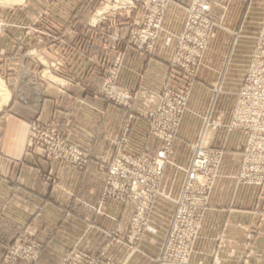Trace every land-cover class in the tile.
Masks as SVG:
<instances>
[{
	"label": "crops",
	"instance_id": "0c3cea01",
	"mask_svg": "<svg viewBox=\"0 0 264 264\" xmlns=\"http://www.w3.org/2000/svg\"><path fill=\"white\" fill-rule=\"evenodd\" d=\"M41 1V13L53 21L49 22L52 29H47L57 27L54 40L65 56L61 53L64 77L83 81L65 87L61 93L50 83L39 82L35 76L39 73L19 55L1 63L4 75L19 83L10 86L14 95L10 99L8 92L10 104L0 113V264L8 247L21 236L31 237L40 246L36 264H60L72 251L103 255L115 264H157L175 213L174 201L180 196L185 169L193 157V145L200 139L205 145L223 149L224 159L190 264H264V188L237 181L246 136L227 128L257 40L256 30L263 23L264 0H234V9L225 12L224 19L215 12L220 8L214 9L213 19L221 27L199 69L205 77L195 82L190 94L160 186L162 194L154 203L148 230L137 248L122 240L128 235L132 210L104 198L103 180L108 163L119 152L157 153L161 149V143L148 131L146 116L166 80L178 74L171 63L192 1L173 0L164 31L151 52L140 51L125 41L132 27L128 17L120 24L109 19L96 21L100 0ZM33 2L32 7L37 8L35 3L40 0ZM232 11L238 12L235 27L249 29L241 33L240 45L250 47L240 56L232 54V36H227L231 34ZM72 15L74 22L68 20ZM134 16L139 19L140 14ZM45 25L32 23L30 28ZM225 36L227 40L222 41ZM120 40L124 43L119 44ZM218 50L219 54L214 53ZM117 58L122 60L118 85L136 94L137 102L129 111L92 94V85L102 83ZM236 58H242L243 66L236 65ZM209 62L215 64L209 66ZM28 75L34 80L25 81ZM228 77L238 78L234 86ZM178 79L171 82L178 84ZM36 119L66 133L68 141L87 155V165L78 168L30 153L29 124ZM205 119L220 122L222 128L207 129L203 134Z\"/></svg>",
	"mask_w": 264,
	"mask_h": 264
},
{
	"label": "built area",
	"instance_id": "2783aa9c",
	"mask_svg": "<svg viewBox=\"0 0 264 264\" xmlns=\"http://www.w3.org/2000/svg\"><path fill=\"white\" fill-rule=\"evenodd\" d=\"M173 0H120L116 10H137L139 19L131 27L130 44L140 51L152 48L164 30L166 12ZM222 0H194L186 15L182 32L177 36V53L171 66L176 73L169 78H181L184 74L187 83L196 74L214 36L216 23L212 10ZM115 9V6H114ZM148 12V13H146ZM107 11H101L103 16ZM146 47L147 45H149ZM190 69V70H189ZM115 70L110 71L107 81V98L117 103L131 104L136 99L131 91L120 87ZM115 80V82L113 81ZM186 86V85H185ZM189 88L165 86L154 108L147 117L150 135L166 149L157 153L143 151L138 154L119 152L112 159L105 173L103 196L134 209L127 223L128 235L123 237L136 248L142 242L149 213L160 193V186L170 154L178 136L188 105ZM44 122V121H43ZM40 119L30 125L28 151L42 153L54 160H77L82 167L87 156L80 149L68 143L62 132L50 123ZM220 122L205 119L204 133L207 129L219 130ZM230 131L245 134L243 162L238 174V182L253 187L264 188V25L256 40L250 57L244 84L239 90L235 107L227 124ZM39 152V153H38ZM194 158L185 170L186 178L182 193L176 199V210L172 217L157 264H189L203 230L210 208V199L220 176L224 150L207 146L200 139L193 146ZM76 162V161H75ZM41 248L28 236L16 239L7 249L2 264H12L17 258L31 264L39 258ZM60 264H115L104 259L103 255L94 256L80 251L65 255Z\"/></svg>",
	"mask_w": 264,
	"mask_h": 264
},
{
	"label": "rangeland",
	"instance_id": "374dc122",
	"mask_svg": "<svg viewBox=\"0 0 264 264\" xmlns=\"http://www.w3.org/2000/svg\"><path fill=\"white\" fill-rule=\"evenodd\" d=\"M33 1L34 0H0V11H1L0 12V84H1V86H0V99L1 100L3 99V97L6 96V94L8 92L10 93V99H11L14 94L12 93V87H10V86L11 85L17 86L18 83H19V82H15V80H13V79H9L11 77H6L4 75V72H2V64L1 63H3L4 60H6L8 58L15 57V56H18V55L20 56V58H22L25 61L24 64H26L31 70H35V71H37L39 73V76L35 75V76H37L36 78L38 79L39 82L42 83L43 81H45L47 84L50 83L51 86H54L56 89H59L61 91V93H65V87H72L73 85H75L77 83H80V81H83V78L79 79V78H74V77L73 78H69V77L65 78L64 77V69H63L64 68V63H63L64 61L61 59V53L63 55V50H61L60 45L57 44L56 40H54L55 38L58 37V35H57L58 33H57V29H56L57 27L55 28V30L47 29V28H50V25H51L50 23L53 22V21L50 20L47 16H43V13H41L42 6L44 5V3H42L43 1L40 0V3H35L36 4L35 6H38L37 8L36 7H34V8L32 7V5L34 3ZM117 1H120V0H108V2L105 1V0H100L99 4L97 5V7L99 5L100 6L98 8L96 7L97 8L96 11H97V15H98L97 18L95 17L96 21L107 22L108 19H109L112 22H114L115 24H120V23H122V21L124 19H126L128 17L127 20H129V21L132 20L131 26L134 25L135 22L138 20V18L136 19V16H134V14H137L138 11L137 10H135V11L132 10L131 11L130 9H124V10H119L118 11V10H116V6H118L117 5ZM191 1H192L191 4L188 6L187 13H188V10L190 9V7L192 6L194 0H191ZM233 1L234 0H222V1H219L218 4L214 7V9L215 8H220L219 10L215 11L217 16H220L221 19H224L225 18L224 13L225 12L227 13V11H229L230 8H233L232 7L233 6ZM102 2H104L103 5H102ZM172 2H171V4H172ZM48 4H49V2H48ZM114 6H115V9H114ZM169 8H170V6H169ZM169 8H168V10H169ZM6 9H7V11H6ZM94 9H95V5H94ZM214 9L212 10V12L214 11ZM245 9H247V5H246ZM104 10L107 11V13L105 15H103V16H100V12L104 11ZM168 10L166 12V15L168 13ZM2 11H4V12H2ZM5 11H6V13H5ZM146 13H148V12H146ZM187 13H186V15H187ZM112 14H114V15H112ZM237 14H238V12H236V11L235 12L232 11L230 13V16H232L231 20L233 19V21L231 23L232 25L231 26L229 25V27H228L230 32H231V34L228 31L229 34H227V36L228 35L232 36V43H231V46H230L231 47V51L233 52L232 54L235 53V55H239L240 56L241 54L244 53V50L246 51V48L249 46L247 44L240 45L241 41L243 39V37H241V33L243 31H245L247 33L249 31V29L246 28V29L243 30V29H240L241 28L240 26L235 27ZM166 15H165V18H166ZM228 15H229V12H228ZM78 16L79 15H77V17ZM165 18H164L163 28L165 26ZM212 18H213V13H212ZM226 19H227V17H226ZM68 20H70L71 22L76 21L75 15L70 16ZM42 22L46 23V25L43 26V27L42 26L36 27V29L30 28V24H32V23L41 24ZM226 22H227V20L224 22V24ZM215 23H216L217 26H216V29L214 31V34L217 33V29L219 27H221V25H219L216 22V20H215ZM263 25H264V19H263L262 26H260V28H258L256 30V31H258L256 39L258 38L259 33L262 31ZM50 29H52V28H50ZM161 33H160V36H161ZM64 34H65V31H63V33H62L63 37H64ZM81 36H82V34H81ZM160 36H159V38H160ZM227 36H225V38L223 37V38H220V39H222V41H226L227 40V38H226ZM242 36H243V34H242ZM66 37L68 38V34H66ZM118 38H121V37L118 36ZM129 38L131 39V36L127 37L126 40L123 39V40H125L127 42L128 45L130 44L129 43L130 42ZM213 38H215V37L213 36ZM213 38H212V40L210 42V45H211V43L213 41ZM120 43H124V42L120 40L119 44ZM157 43H158V41L156 42V44ZM156 44L152 48H147V50H145V51H150V52L153 51V49L155 48ZM255 44H256V42H255ZM148 46H150V44L147 45L146 47H148ZM254 47H255V45H254ZM254 47H253V50H254ZM88 48H90V46ZM176 48H177V45H176ZM209 48H210V46H209ZM209 48H208V50H207V52H206V54L204 56V59H203L201 65H200V68L204 65V61H205L206 56H207V54L209 52ZM69 50H70V48H69ZM69 50L66 49L65 50L66 53L69 54L70 53ZM176 53H177V49L175 51V54ZM214 53L219 54L220 50H218V51H216ZM175 54H174V56H175ZM63 57L65 59L64 55H63ZM250 57H249L248 63L250 62ZM247 60L248 59H246V63H247ZM217 63L220 64L221 61H219ZM235 63H236V65L241 64V66H243L244 61L242 60V58H236V62ZM208 64H209V66H212L215 63L214 62L213 63L209 62ZM229 65L230 66L233 65V63L230 62ZM112 66L113 67H111L110 71H113V69L115 70V73L117 75L116 76L117 77V81L119 82L120 77H121L120 73L122 71V60H121V58H119V59L117 58L114 61V63H112ZM248 67H249V65H248ZM244 70L245 69H243V71H242L243 73H244ZM199 71L196 74H193L192 78L189 79V81H187V83L185 82L183 77H184V74H186V73L189 74L190 73L189 71L188 72L187 71H184V72L183 71H179L180 74H181V78L178 79V84L174 85L171 82L172 79L168 78L166 80V82L163 84L162 89H161L160 93L157 96V99H159V97L161 96V92L163 91L165 86L174 85L176 88H183V87L184 88H189V92L191 94L195 82L198 81L199 79H201L202 77H205V75L201 76V73ZM245 77H246V75H245ZM26 78L27 79L25 81L34 80V78L29 76V75ZM237 79H238L237 77H232V78L228 77L227 80L230 81V85L231 86H234L233 84L237 81ZM109 80H111V78L107 74V77L105 76V78L102 81V83H100L98 85H92L91 88H92L93 93L91 91H89V90L88 91L90 93L100 97V98L105 99L107 102L113 103L117 107H121L123 109H127L128 111L130 109H134L133 107H134L135 103L137 102L136 99H133L131 104L130 103L129 104H127V103H125V104L123 103L122 104V103H117V102H115L113 100H109L106 97L107 96V88H108V86H106V84H107V81H109ZM113 81L115 82V80H113ZM244 81H245V78H244ZM244 81L242 83V86L244 84ZM242 86H241V88H242ZM122 88H124V87H122ZM217 88H218L217 91H220V88L219 87H217ZM241 88H240V90H241ZM59 90H58V92H59ZM9 93H8V96H9ZM11 95H12V97H11ZM190 98H191V95H189L188 105H187L184 117H185L187 109L189 107ZM1 100H0V102H1ZM8 101H10L9 98H8ZM9 104H10V102H7L6 104L2 105L1 109H0V113ZM149 113L150 112H148V114ZM148 114L146 116V120H147ZM37 120L38 119H36L34 121H37ZM41 121L43 122V120H41ZM30 125H32V122L29 124L28 141H29L30 130H31ZM51 126H53V124H51ZM57 130L60 132V130L58 128H57ZM214 131H216V130H214ZM62 134L67 139V137H66L67 134L63 133V132H62ZM203 134H204V131H203ZM28 141H27V150H28ZM67 141H68V139H67ZM203 142H204V140H203ZM68 143H70L71 146L77 148L71 142L68 141ZM77 149H79V148H77ZM161 149H166V143H162L161 144ZM172 151H173V149H172ZM82 152L84 153V151H82ZM35 155H43V154L39 153V154H35ZM85 156H87V155H85ZM243 156H244V153H243ZM43 157H45V156L43 155ZM193 158H194V152H193L192 160H193ZM46 160H54V159L46 158ZM192 160H191V163H192ZM54 161H60L62 163L70 164V165H73V166L78 167V168H84L87 165V161H85V164H83L82 167H80V165H78L77 160L73 161V160H69L68 159L66 161H63V160H58L57 159V160H54ZM242 162H243V160H242ZM110 163H111V161L108 163L107 166H109ZM191 163H190V165H191ZM189 166H188V168H189ZM166 168H167V166H166ZM185 178H186V173H185ZM237 181H238V178H237ZM103 182H104V180H103ZM259 189L263 190V188H261V187ZM160 193H161V190H160ZM181 193H182V190H181ZM181 193H180V195H181ZM131 210H132V212L129 215V218L132 216L134 209L132 208ZM175 210H176V208H175ZM151 212H152V210L149 213V217H150ZM148 220H149V218H148ZM147 230H148V223H147ZM201 233H202V230H201ZM200 238H201V234H200ZM200 238H199V240L197 242V245H198V243L200 241ZM197 245H196V247H197ZM132 247L136 248V246H134V245H132ZM195 251H196V249H195ZM40 256H41V254L39 255V258H40ZM5 257H7V256L4 255V258ZM39 258L34 261L35 264L39 261ZM191 260H192V258H191ZM21 263L29 264L30 262H28V261H26L24 259L17 258L16 261H14L12 264H21ZM31 264H34V263L32 262Z\"/></svg>",
	"mask_w": 264,
	"mask_h": 264
},
{
	"label": "bare ground",
	"instance_id": "6f19581e",
	"mask_svg": "<svg viewBox=\"0 0 264 264\" xmlns=\"http://www.w3.org/2000/svg\"><path fill=\"white\" fill-rule=\"evenodd\" d=\"M0 86H1V84H0ZM8 98H9V96H8V93H7L6 96L3 97L2 100L0 99L1 100V102H0V109H1V106L2 105L6 104L8 102Z\"/></svg>",
	"mask_w": 264,
	"mask_h": 264
}]
</instances>
